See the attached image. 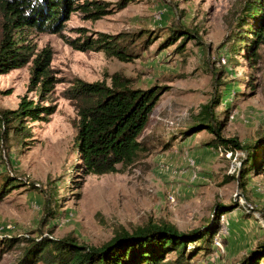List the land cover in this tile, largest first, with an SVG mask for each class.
Listing matches in <instances>:
<instances>
[{
	"label": "rangeland",
	"instance_id": "obj_1",
	"mask_svg": "<svg viewBox=\"0 0 264 264\" xmlns=\"http://www.w3.org/2000/svg\"><path fill=\"white\" fill-rule=\"evenodd\" d=\"M89 2L92 11L104 9L100 19L81 10L63 19L59 34L21 31L36 55L52 54L54 89L43 101L30 88L33 62L0 75V111L17 110L24 97L56 108L41 120L26 119L25 135L0 122V264H16L44 238L98 249L120 232L163 222L183 234L220 227L208 254L192 256L188 245L185 264H238L264 244V170L244 163L247 152L208 147L216 137L196 128L203 107L212 105L223 139L247 147L264 137V43L252 57L255 30L242 31L247 42L233 50V33L240 19L253 21L248 9L255 0ZM172 30L181 32L169 46ZM187 31L198 39H182ZM101 35L135 45L133 61L77 48ZM115 74L135 89L159 92L139 138L150 152L133 166L119 165L118 173L87 175L77 112L64 93L78 80L111 85Z\"/></svg>",
	"mask_w": 264,
	"mask_h": 264
},
{
	"label": "trees",
	"instance_id": "obj_2",
	"mask_svg": "<svg viewBox=\"0 0 264 264\" xmlns=\"http://www.w3.org/2000/svg\"><path fill=\"white\" fill-rule=\"evenodd\" d=\"M83 2V3H82ZM0 0V75L19 70L34 63L33 77L30 88L40 91V98L48 95L54 89L50 76L52 54L44 50L36 55L35 49L23 40L21 31L35 29L41 33L59 34L63 29V19L73 12H87L93 20L100 19L104 9L97 6L89 9V0ZM256 5L249 6L248 12L252 22L243 23L240 19L238 29L233 38L238 45L247 40L242 33L255 30L256 38L251 46L252 57L257 56V48L264 43V0H255ZM168 36V44L181 32L172 30ZM182 39H198L189 31L183 33ZM149 40V39H148ZM77 46L83 51H102L121 61H133L135 45L129 41L122 44L117 38L101 35L98 40ZM150 43L146 41L147 45ZM236 43V44H237ZM184 46L180 50L184 51ZM133 50V51H132ZM36 56V57H35ZM35 57V58H34ZM159 92L140 90L132 87L130 79L119 74L112 77L111 85L106 83H87L78 80L64 98L70 101L77 112L78 121V151L82 156L84 173L87 175H106L118 173V166L124 168L135 165L140 157L150 152L147 144L139 141L150 115L157 104ZM56 111L53 106H43L40 103L27 100L21 101L17 110L0 111V122L17 135H25L22 123L26 119L41 120L42 116H51ZM196 131L204 126L216 137L208 144L214 149L223 148L226 152H247L244 163L257 172L264 170V137L253 144L242 146L237 139L225 140L221 137L220 126L214 106L203 107L202 118ZM218 125V126H217ZM195 132V131H194ZM246 179V176H243ZM14 185V184H12ZM5 188V184L1 186ZM1 197V194H0ZM1 200V198H0ZM223 211L224 207L217 208ZM220 230L213 224L192 234L178 232L177 228L163 222L138 228L133 233L120 232L108 244L101 248L80 246L72 238L54 241L47 238L34 241L16 264H164L167 256L176 253L178 259L174 263L185 264L189 244H193L190 255L208 254L213 249V239ZM264 244L258 251L250 252L238 264H259L264 256ZM264 258V257H263ZM167 264V263H166Z\"/></svg>",
	"mask_w": 264,
	"mask_h": 264
},
{
	"label": "built area",
	"instance_id": "obj_3",
	"mask_svg": "<svg viewBox=\"0 0 264 264\" xmlns=\"http://www.w3.org/2000/svg\"><path fill=\"white\" fill-rule=\"evenodd\" d=\"M218 245H220V244H218Z\"/></svg>",
	"mask_w": 264,
	"mask_h": 264
}]
</instances>
